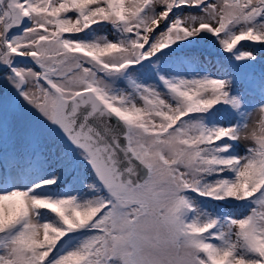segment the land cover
Segmentation results:
<instances>
[{"label":"snow or ice","instance_id":"1","mask_svg":"<svg viewBox=\"0 0 264 264\" xmlns=\"http://www.w3.org/2000/svg\"><path fill=\"white\" fill-rule=\"evenodd\" d=\"M255 47L264 0H0V264H264Z\"/></svg>","mask_w":264,"mask_h":264},{"label":"rangeland","instance_id":"2","mask_svg":"<svg viewBox=\"0 0 264 264\" xmlns=\"http://www.w3.org/2000/svg\"><path fill=\"white\" fill-rule=\"evenodd\" d=\"M213 2H215V0H213ZM187 11H188V9H185V12H187ZM104 31H106L108 33V36L110 39L114 38L112 36L110 29H105ZM242 43L246 44L247 42H242ZM247 44H249V42ZM195 46L205 47L206 49H210V50H216L215 53L218 54L217 48L210 41H203V40L197 41L195 43ZM252 50L255 51V49H252ZM262 50H264V49H262ZM255 54L258 57L257 62L255 64L256 70L264 71V51L261 52L260 48H258V50L255 51ZM221 58H223V60H225V57H221ZM25 62L26 61H23V60L21 61V63H25ZM6 92H7L6 84L2 79H0V93H6ZM259 119H260L259 111L258 110L252 111L251 116L249 118V122H248V131H251L253 128H258ZM251 143H252L251 141L241 140L239 143V147L236 149L237 152H239L240 154H243L245 146L250 145ZM240 215H242V214L237 215V217H239Z\"/></svg>","mask_w":264,"mask_h":264},{"label":"trees","instance_id":"3","mask_svg":"<svg viewBox=\"0 0 264 264\" xmlns=\"http://www.w3.org/2000/svg\"><path fill=\"white\" fill-rule=\"evenodd\" d=\"M247 43H246V45H247ZM249 44H251V42H249ZM258 48H260V47H258ZM200 50H199V48L196 50L194 48L188 47L187 49H184V52L189 56H193V57L198 58L199 61L201 62L202 67H205V68L212 70L213 74L216 75L217 73L214 71V65L220 63L222 61V58H220L216 54L211 55L210 54L211 52H209V51H200ZM81 175H83V173H81ZM62 187H63V185H62ZM231 211L233 212V215H235V216L242 214L241 211L236 210V209H231Z\"/></svg>","mask_w":264,"mask_h":264}]
</instances>
